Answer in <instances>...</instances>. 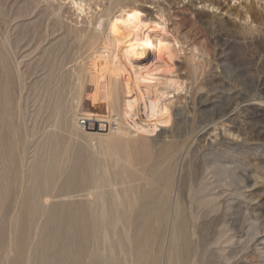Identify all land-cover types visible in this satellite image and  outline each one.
<instances>
[{"label": "rangeland", "instance_id": "374dc122", "mask_svg": "<svg viewBox=\"0 0 264 264\" xmlns=\"http://www.w3.org/2000/svg\"><path fill=\"white\" fill-rule=\"evenodd\" d=\"M37 1L33 8L30 0H0V25L10 22L13 34L17 33V24L28 26L23 30L24 44L28 43L32 51L38 45H46L47 41L42 43L45 37L71 39L74 32L87 30L89 21L101 17L107 42L114 45L107 61L117 67L120 80L128 90L121 111L123 119L130 121L133 129L143 130L149 142L157 144L162 137L176 139L186 131L193 137L197 135L193 183L198 188L206 152L210 153L208 161H220L222 169L207 170V183L215 186L212 194L216 193L221 211L200 215L198 242L192 243L179 263L168 261L169 228L163 225L157 231L137 224L130 228L116 224L111 200L107 203L106 216L111 226L108 239H104L103 227L89 218L87 212L76 215L75 207L87 202L86 191L91 187L88 178L79 176L67 187L66 178L74 165L71 162L53 184L49 172L43 169L45 156L39 152L35 157L42 132L33 131L30 117L22 120L17 116L15 123L20 125L23 121L25 128L17 137L15 151H7L4 156V182L10 181L14 169L18 179L11 192L4 193L0 210V231L5 234L0 244V264L12 263L16 254L9 244L14 237L16 212L28 187L35 203V241L30 247L34 264L46 261L48 264H139L141 250L148 241H151L153 264H264V0H213L219 9L201 0H85L86 6L79 17L74 14L79 0ZM111 3L114 6L106 17L104 11L111 8ZM52 9L58 13L48 21L44 14L53 12ZM20 11H27V15L14 20ZM247 12L255 16L254 23L242 19ZM72 28L74 32H70ZM249 28L256 31H247ZM33 56L25 58L22 66H28ZM169 84L175 86L168 88ZM156 126L166 128L168 133L152 140L150 132ZM73 156L72 153L70 157ZM112 157L110 149L102 150L95 161L107 163ZM32 163L40 167L33 176ZM181 163L184 187H188V166L186 161ZM227 169L233 172L226 179L229 185L224 182L218 185L220 177L224 179L222 170ZM84 170L90 172V168ZM35 182L37 185L33 187ZM184 191L185 195L187 188ZM71 212L76 219L72 220ZM77 216L79 224L75 223ZM257 224L260 230L252 239L247 234L253 233ZM27 225L22 236L17 234L18 249L24 248L23 255L27 238L32 234ZM44 227L50 231V245L42 243ZM220 232L222 241H230L217 243ZM70 250L73 255L68 259Z\"/></svg>", "mask_w": 264, "mask_h": 264}, {"label": "bare ground", "instance_id": "6f19581e", "mask_svg": "<svg viewBox=\"0 0 264 264\" xmlns=\"http://www.w3.org/2000/svg\"><path fill=\"white\" fill-rule=\"evenodd\" d=\"M78 2L74 13L76 17L80 16L86 4L85 0ZM30 3L34 8L38 1L30 0ZM201 3L219 9L218 5H214L213 0H201ZM110 6L111 8L104 11L106 17L114 3ZM120 8L122 7L118 6V9ZM52 10L53 12L47 11L44 14L48 21L51 15H55V9ZM24 14L26 16L27 11L17 12L14 20L23 17ZM242 19H251L252 23L256 21L255 16L249 12L244 13ZM9 23L4 21L3 25H0V210L4 201V193L11 192L18 179L17 171L14 169L10 181L4 182V156L7 151H15L18 144L17 137L21 129L25 128L23 121L20 125L15 123L16 117L23 120V117L28 116L31 118L33 131H41L43 134L42 140L35 149V157L39 152L45 156L46 162L43 169L49 172L51 182L54 184L65 172L67 164L73 162L71 173L66 178V186L68 187L79 176L87 177L91 183L85 195L87 202L75 207L76 215H85L87 212L89 218L94 219L103 227V238L108 239V227L111 223L109 224L106 220V216L108 215L107 203L111 200L116 224L128 228L137 224L148 229L155 228L157 231L162 229L163 225L169 228L168 261L179 263L182 257L190 251L192 243L198 242L197 223L200 215L221 211L216 193L212 194L215 186L207 183L209 175L207 170L222 169L219 166L220 161L213 162L214 164L208 161L210 153L206 152L203 157L204 161L202 160L205 163L199 177L200 182L196 188L197 186L195 187L193 183L195 177L193 158H195L194 137L197 135L193 137L190 131H186L176 139L162 137L160 143L157 144L149 142L143 130L133 129L130 121L123 119L121 111L125 105L124 100L128 90L120 80L117 67L107 61L114 45L107 42L105 23L101 17L94 22L89 21L87 30L74 32L72 28L70 32H74V36L70 37L71 39L64 36L58 37L59 39L50 37L48 40V37H45L42 43L47 41L46 45L42 47L38 45L32 48V51L28 48V43L24 44L26 37L23 30L28 29V26L24 23H16L18 30L13 34L12 29L14 28ZM56 26L53 25V27ZM258 26L260 27V24ZM247 31L254 32L256 29L249 28ZM27 41H29L28 38ZM82 48L85 49L81 51ZM27 50L31 52L24 55ZM70 53L74 54L68 60ZM33 54L30 64L22 66L23 60ZM174 86L175 84H169L168 88ZM185 87L187 88V85ZM166 133H168L166 128L156 126L152 128L150 138L154 140V136ZM209 146L214 148L211 144ZM108 149L112 151L114 157L107 163L101 160L96 162L98 154ZM72 153L73 158L70 157ZM185 161L188 166L186 175L188 187H184L185 176L182 175L181 162ZM84 168H90V172L88 170L87 173ZM39 169V166L32 163L31 176ZM222 175L224 179L220 177L217 184L224 182L225 185H229L226 179L233 175L232 170H222ZM45 182L47 186V180ZM237 182L241 183L239 179ZM36 185L35 182L33 187ZM30 188L25 190L22 203L16 212L17 217L13 225L15 226L14 237L11 241L14 250L9 244L11 251H16V254H14L12 263L8 262V264H34L30 247L35 241L36 226L33 221L35 203L31 199ZM185 188H187V193L184 195ZM238 194V196L242 195ZM54 211L56 208L53 209V214ZM134 216L137 219L134 220L132 218ZM71 217L72 220L76 219L72 212ZM77 219L75 223L79 224L78 216ZM26 225L30 227L32 234L27 238L23 255L24 248L18 249L17 234L22 236ZM258 229L257 224L253 226V233L248 230L251 234L247 235L254 239ZM221 233L215 240L217 243L229 240L222 241L223 233ZM4 237L5 234L0 231V244L5 240ZM42 237V243L52 244L48 227L43 228ZM150 242L143 243L139 264H153ZM72 255L73 252L68 251L67 258L71 259Z\"/></svg>", "mask_w": 264, "mask_h": 264}]
</instances>
